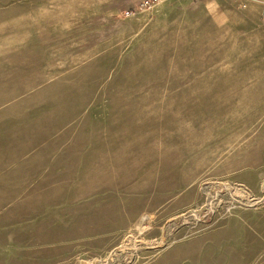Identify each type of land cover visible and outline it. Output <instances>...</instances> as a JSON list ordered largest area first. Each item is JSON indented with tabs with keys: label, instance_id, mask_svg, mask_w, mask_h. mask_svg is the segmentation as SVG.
<instances>
[{
	"label": "rangeland",
	"instance_id": "1",
	"mask_svg": "<svg viewBox=\"0 0 264 264\" xmlns=\"http://www.w3.org/2000/svg\"><path fill=\"white\" fill-rule=\"evenodd\" d=\"M0 264H264V0H0Z\"/></svg>",
	"mask_w": 264,
	"mask_h": 264
},
{
	"label": "built area",
	"instance_id": "2",
	"mask_svg": "<svg viewBox=\"0 0 264 264\" xmlns=\"http://www.w3.org/2000/svg\"><path fill=\"white\" fill-rule=\"evenodd\" d=\"M151 1H156V0H151ZM233 1H237L238 3L243 2V4H244V2L247 0H233Z\"/></svg>",
	"mask_w": 264,
	"mask_h": 264
}]
</instances>
